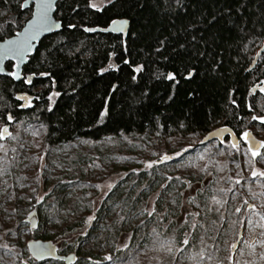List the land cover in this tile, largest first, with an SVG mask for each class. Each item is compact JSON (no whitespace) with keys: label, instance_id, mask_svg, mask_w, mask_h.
<instances>
[{"label":"trees","instance_id":"obj_1","mask_svg":"<svg viewBox=\"0 0 264 264\" xmlns=\"http://www.w3.org/2000/svg\"><path fill=\"white\" fill-rule=\"evenodd\" d=\"M24 1L8 0L5 4L0 0V12L7 13L0 17V41L14 36L30 18L31 7L23 10ZM86 4L87 0H58L56 20L62 25L71 21L78 28L69 32L63 27L59 33L41 40L23 68V80L32 76V84L23 83V80L14 82L9 77L0 76V124L3 127L10 125L6 123V117L11 114L14 118L12 124L34 128L40 132L44 149L73 143L79 139L104 141L109 137L120 138L126 135H156L160 138L192 136L201 140L207 133L221 127L231 128L236 137H240L245 131L254 135L264 134V124L251 120L252 115H264V108L261 107L264 95L250 92L255 84L264 80V0H120L115 7L109 5L99 13L87 8ZM73 8L76 9L75 12L72 11ZM111 19L129 20V30L124 39L130 56L126 58L146 65L143 80L139 84H132L127 76L130 69L121 62L120 58L125 53L117 35L82 31L83 27H108ZM7 20L13 21L10 30L5 23ZM17 21L21 25L19 28ZM193 36L195 40L192 39ZM59 40H63L68 46L65 52L75 47H80V52L70 59L64 56L54 60L49 56L48 60H44L46 49ZM160 40L166 43L161 53H156L155 48L159 46ZM181 43L185 45L183 49L178 47ZM113 52L115 55L110 56ZM164 57L168 59L165 60ZM109 64L119 70L109 71L103 77L95 75L96 69ZM5 69L11 71L12 64L6 63ZM189 70H194L195 75L190 80L184 79ZM167 71H175L177 74L179 83L175 84L174 89L169 87L172 82L156 80L153 75ZM41 72L52 75L42 77L39 75ZM51 80H55L54 86L50 83ZM110 83L119 84V89L109 103L110 115L101 121L98 114L103 110ZM145 83L149 86L148 97L141 96ZM56 91L61 95L54 97L53 111L49 112L47 108L50 102L47 96ZM170 94H173V99L167 101ZM16 96H27L32 106L20 107L25 101H17ZM133 97L141 102L130 106L127 102ZM233 100L235 103H232ZM249 105L252 106L251 112ZM181 122L184 127H180ZM202 146L198 144V147ZM217 147L225 162L234 161L229 145L217 143ZM173 161L175 160H170ZM158 164L156 166L160 167ZM230 171L226 168L227 181L230 180ZM142 175L143 173H138L139 185L144 182ZM162 176L161 171L155 172L152 178L153 189L159 183L162 184ZM120 183H126L125 179L118 184ZM175 184L176 181H168L162 192L166 196L171 195ZM249 186L251 184L247 182L246 187ZM61 189L57 190L55 197L42 200L38 206H43L37 209L38 206L32 208L29 198L14 196L16 203L12 204L17 206L18 216L16 213L14 226L7 230L6 235L10 238H15L16 235L17 240L9 242L11 252L7 255V249L0 247V257L3 260L16 258L19 261L24 259L27 264H64L55 260L37 262L29 255L22 230L26 228L25 214L31 211H36L39 218L38 231L33 232L32 239L52 242L61 255L76 254L79 258L76 264H96L100 261L98 252L92 250L95 245L100 244L98 240L108 238L106 233L110 237L114 235V231L106 232L107 226L110 229L120 224L119 231L126 227L124 233L131 232L130 242L125 249L117 248L114 251L112 261L99 264L124 262L143 244L139 243V235L144 234L145 228L143 224L139 227L134 224L137 223L136 214H143L142 211H133L136 200L131 199L129 194L115 195L114 189L108 198L99 206L96 205L94 211H86L83 216L74 211L69 217L64 212L65 202L59 195ZM177 189H184L183 184H178ZM4 195L0 189V199ZM180 195L181 192L172 195L167 208L165 196H161L156 202V211L162 213L165 208L164 212L167 211L168 215H154L150 220L165 223L169 217L192 219ZM173 200L175 203H172ZM207 202L206 200L202 204L204 207L201 210H206ZM93 214L96 219L89 227L85 220ZM228 217H222L225 219L223 225L234 224L230 222V215ZM55 221L61 222L58 226L60 229L56 231L50 228ZM242 224L244 228L252 226L247 224L246 219ZM155 233L156 231L151 234L153 238ZM201 233L200 226H197L192 231L191 243L187 248L193 245V239ZM208 233L205 236L216 243V249L221 247L220 243L223 245L219 237H212ZM0 238V246H3L4 239L2 236ZM146 238L153 239L151 236ZM247 253L245 251L243 255L245 260L249 255ZM3 260L0 264L4 263Z\"/></svg>","mask_w":264,"mask_h":264},{"label":"rangeland","instance_id":"obj_2","mask_svg":"<svg viewBox=\"0 0 264 264\" xmlns=\"http://www.w3.org/2000/svg\"><path fill=\"white\" fill-rule=\"evenodd\" d=\"M95 2L100 4L102 0H95ZM0 127L3 125L0 124ZM7 127L15 138L0 141V145L3 146L0 148V170H2L0 171V189L1 194H5L0 199V218H4V220H0V237L2 236L4 239L2 245L9 246V242L17 240L16 235L15 238L11 237L13 239L6 235L7 230L12 225L14 226L16 213L18 216L17 206H13L16 203V200H13L14 196L29 198V202L34 208L33 206H38L45 198L55 197L60 188H62V192L59 195L62 196L61 199L66 205L64 212L69 217L73 215L74 211H77L81 216L86 211H94L96 205L99 206L114 189L116 190L115 195L129 194L131 199L136 200L133 211L136 213L142 211L143 215L136 214L137 223L134 224L136 227L143 224L145 228L144 234L139 235V243L143 244L139 245L129 258L119 264H159L160 260H163V264H196L188 257L195 255L200 250H203L205 255L211 254L213 257L211 261L206 260L204 264H221V262L228 264L225 258L230 255L229 246L237 240L240 230H243L244 233L238 249L242 248L244 253L245 251H248L247 254L250 253L248 245L253 243L258 245L261 239L264 240V236L259 235L261 229L255 226L258 217L248 211L243 204V201L247 199L249 204L259 205L260 197H254L253 193L264 191V188L261 187L264 185V181L259 178L254 180L251 177L249 171L251 155L247 153V148L243 145L239 147L237 152L229 143H224L226 146H230V155L234 160L227 163L216 143L209 142L198 147L200 139L197 140L192 136L160 138L156 135H126L120 138L109 137L111 139L107 138L104 141L79 139L73 143L44 149L40 140V132L37 129L23 128L12 123ZM255 136L264 141L263 133L255 134ZM186 148L188 149L187 152L184 151ZM177 153L181 155L177 156ZM165 155L174 157L173 160L175 161L160 162V158ZM152 161H157L160 167L154 164L152 169H146V164ZM226 168L231 170L228 173L229 181L226 178ZM157 171H161L163 174L161 185L167 184L168 181H176L177 184L172 189L174 193L171 192V195L166 196L162 192L160 183L156 189H153L154 179L152 178ZM137 173H143L144 180H142L144 182L141 185L137 182ZM124 179L126 183L118 184ZM185 180L189 181L188 184L184 183ZM236 180H239L240 183L237 184ZM247 182L251 186L246 187ZM136 183L137 186H135ZM109 184L114 185L111 191L107 188ZM178 184H183L184 189L179 191L177 189ZM96 185H100L101 188L97 189ZM179 192H181L180 197L187 205L188 212L199 213L198 216L187 219L190 224L196 223L197 226H200L202 233L193 239V245L187 249L179 244V247L184 248V251L179 252L174 248L173 256L170 257L166 250L160 248V242L172 240L179 242L184 238L190 240L193 230L188 227V235L185 237L186 229L180 227L184 218L182 220L178 217L174 219L169 217L164 221L165 223H160L158 220H150L147 211L152 208L154 202L156 205L161 196H165L164 203L167 208L172 195H178ZM158 193L159 199H157ZM162 193L163 195H161ZM213 196L222 201H227L220 207L219 212L215 210L218 206L214 204ZM193 197L195 198L194 202L189 203L190 198ZM205 199L208 204L205 205L206 210L203 211L201 208L204 207L202 204L206 201ZM41 206L43 204L36 209L41 208ZM238 206L243 209L240 213L235 212V208ZM208 208H212L213 211L208 212ZM258 211L264 213V208H258ZM27 214H25L24 219ZM229 215L230 222L234 224L223 225L225 219L222 217L229 218ZM113 216L115 217L116 214ZM249 218L253 220L254 224L244 228L242 222ZM36 219L39 223L38 216ZM169 220H174V222L169 224ZM60 223L58 221L53 222L54 225L50 226V228L52 227L51 230L60 229L58 227ZM221 224L223 227L220 226ZM119 225H116L115 228L112 226L113 228L110 229L106 225V232L114 231V235L110 237V234L106 233L108 238L103 241L98 240L100 244L94 246L92 252H98V259L100 260L98 262H109L104 259L105 256H111L117 248L125 249L128 246L131 232L124 233L126 227L119 231L121 228ZM153 225L156 230L155 238L151 235L154 233ZM37 231L38 227L34 233ZM22 232L27 245L29 241L33 240L32 235L34 234L30 232L29 223H26V228ZM207 232L212 237H219L223 245L220 243L221 247L216 249L214 246L216 243L205 236ZM150 236L153 238L152 240L146 238ZM201 237L203 243H201ZM114 239L116 240L115 243ZM245 240L247 243L244 242ZM260 251L264 252V249L258 247L256 252L260 253ZM247 256L249 261L264 264V261H259L257 256L250 254ZM244 258L239 252L234 255V259L241 262L245 261ZM77 259L79 260V258ZM16 260V258L14 260L13 258H5L3 261L5 264H27L24 259L17 260V263Z\"/></svg>","mask_w":264,"mask_h":264},{"label":"snow or ice","instance_id":"obj_3","mask_svg":"<svg viewBox=\"0 0 264 264\" xmlns=\"http://www.w3.org/2000/svg\"><path fill=\"white\" fill-rule=\"evenodd\" d=\"M119 2H120V0H102V3L98 4L97 2H95V0H87L86 7L94 10L97 13H99V12H102L104 10V8L108 7L109 5L115 7ZM3 3L7 4L8 0H3ZM51 11H53V0H35V11L30 12V18L24 22L26 24V27H23L22 31L17 30L15 32L14 37L4 39L3 44L0 45V60L10 59V58L23 60L24 57L32 51L33 42L42 33L60 31L63 27H66L69 30V32H71L72 30H76L78 28V25L72 23L71 21H69V23L67 25H62L61 23L54 22L52 17L49 15V13ZM72 11L75 12L76 9L73 8ZM6 15H7L6 12H0V17L6 16ZM5 23L9 26V30H10L13 21L7 20ZM16 23H17V26L19 28L21 25L19 24L18 21ZM128 25H129L128 19H111L110 20V26H108V27H103V28L83 27L82 31L84 33H96V32L116 33L118 36V39L120 40L121 48H122L123 52L125 53V55L121 56V58H120L121 62H122V64L127 65L128 68L130 69V71L127 73V76H128V78L132 84H139L143 80L142 74L145 73L146 65L144 63H137L134 60L126 58L127 56H130L127 41L124 39L125 29L127 28ZM0 27H2V25H0ZM5 34H7V33H5ZM61 34L63 35V33H61ZM0 38H2V37H0ZM192 39L195 40L196 39L195 36H193ZM80 43H81V45H83V41H81ZM165 43L166 42L164 40H160L158 42L159 46H157L155 48V52L161 53L162 48L164 47ZM58 45H60V46L58 47ZM67 47L68 46L64 44L63 40H59V41H57V43L53 44L50 48L46 49L47 54L44 55L43 59L48 60L49 56H51L54 60L61 59L64 56H67L70 59L71 57L75 56L77 53L80 52V47H75L74 49L69 48V50L67 52H65V48H67ZM113 47H115V46H113ZM178 47L183 49L185 47V45L183 43H181L178 45ZM109 55L114 56L115 52L110 53ZM164 59L167 60L168 58L164 57ZM49 66H51V61L49 62ZM9 67H11V65ZM15 67H16V69H19V64H16ZM118 70H119L118 68H114L113 65L109 64L107 67L100 66L98 69H96L95 75L103 77L105 75V73H107L109 71H118ZM8 75H10L13 79H21V77L17 75L16 71H10L8 73ZM33 75H35V74H33ZM39 75L42 77H51L52 74L49 72H41ZM153 75L155 76L156 80L163 79V80H167V81L172 82V84H170L169 87L173 88V89L175 87V84L179 83V80L177 78V74L175 71L160 72L159 74L154 73ZM194 75H195V71L189 70L187 72V75H185L183 78L190 80V79H192V77ZM23 83L32 84V76L25 78L23 80ZM50 83L54 86L55 80H51ZM260 84L264 85V80H261ZM118 89H119V84L110 83L108 85V90L106 93V99L104 100V103H103V110L98 114L99 120L102 121L105 119V117L110 115L109 103L112 100L113 95L118 92ZM259 92L262 95H264V87H260ZM173 94L168 95L167 101H171L173 99ZM60 95H61V93L56 91V92H51L47 96V99L50 102V104L47 108V111H49V112L53 111L52 104L55 103L54 97H59ZM141 96L142 97H148L149 96V86L147 83H145V86L141 89ZM15 99L17 101H20V100L25 101V104L20 105V107H31L32 106L31 101L28 99L27 96H16ZM140 102L141 101L138 98L133 97V98H130L127 103L130 106H134L135 104L140 103ZM232 103H235V101L233 100ZM261 107L264 108V104H262ZM130 110H132V107H130ZM73 111H75V109H73ZM249 111L250 112L252 111L251 105H249ZM13 119H14L13 116L11 114H8L6 117V123L11 124L13 122ZM251 120L252 121L258 120L261 124H264V115H259V116L258 115H252ZM180 127H184L183 122H181ZM249 137H250V133L247 131L243 132L242 135L240 136V139L243 140V142L248 145L247 153H250V155H251V162L249 164L250 175L254 180L259 178L260 180L264 181V152L261 151V149H264V143H261L257 146L256 144L250 142ZM14 138L15 137L9 131V128L7 126L0 127V140L14 139ZM109 139H111V138H109ZM201 143H203V141H201ZM221 143H223V141H221ZM2 147L3 146L0 145V148H2ZM231 147L236 149L238 152L240 145L237 143H233L231 145ZM184 151L187 152L188 149L186 148V149H184ZM153 154L155 155V153H153ZM5 155H7V153H5ZM179 155H181V154L177 153V156H179ZM173 158L174 157L165 155V156L160 158V162H167L168 160H171ZM40 159H43V157H40ZM156 163H157V161L149 162L146 164L145 167H146V169H152L154 164H156ZM0 171H2V170H0ZM149 174H151V173H149ZM169 179H171V177H169ZM177 179H179V177H177ZM236 183L239 184L240 181L236 180ZM95 187L97 189L101 188L100 185H96ZM113 187H114V185H111V184L107 185V188L109 191H111ZM165 187H166V185H161V189H163ZM261 187L264 188V185H261ZM33 191H35V190H33ZM221 191H223V189H221ZM253 196L254 197H257V196L260 197L259 205L255 204V203L249 204V201L247 199L243 201V204L248 211H250L252 214H254L258 217V221L255 222V226L259 227L261 229L259 235L264 236V213H261L258 211V208H264V191H261L259 193H253ZM157 199H159V193L157 194ZM194 200H195L194 197L190 198L189 203H193ZM212 200H213L214 204L218 206L215 209L217 212H219L220 207H222L223 204L227 203V201H222L220 199H217L215 196L212 197ZM172 203H175V201L173 200ZM197 207H199V205H197ZM242 210L243 209L239 206L235 208L236 213H240ZM207 211L212 212L213 209L208 208ZM147 215L149 217H152L154 215L157 217H160V216H167L168 213H167V211H165L163 213H157L156 205L154 202L152 205V208L147 211ZM189 215L195 217V216H198L199 213H195V214L189 213ZM95 219H96V216H95V214H93V215L89 216L87 218V220H85V223L89 227H91L92 221H94ZM171 223H172V221L169 220V224H171ZM213 223H216V222L213 221ZM247 224L253 225L254 222L251 218H249L247 220ZM180 227L185 228V229L190 227L193 231H195V229L197 228V224L196 223L190 224L187 217H186L185 220L183 221V223L180 225ZM155 231L156 230L153 229V232H155ZM184 235H185V237H187V235H188L187 230H185ZM244 242L247 243L246 240ZM190 243H191L190 240L187 238H184L183 240H181L179 242H177L175 240H172L170 242L162 241V242H160V248L166 250L168 256L171 257V256H173V249L174 248L176 251L183 252L184 248H187L190 245ZM201 243H203L202 237H201ZM238 243H240L239 240L237 242L232 243L229 246L230 255L225 258L228 261V264H257L256 261L245 260V261L241 262L239 260L234 259V255L237 252H239V254L241 256L244 255V250L242 248H240V249L237 248ZM179 244H182L184 246V248H180ZM257 246L261 249H264V240H260L258 245L256 243L248 245V247L250 249L249 254L252 256H257L259 261H264V252L257 253L256 252ZM0 247H4L7 249V252L5 253L6 255L11 252V249L8 248L7 245H3ZM29 247H32V246L29 245ZM48 254H50L49 251L43 249V247L41 246L40 250L36 251L34 253V258L35 259H42ZM212 258L213 257L211 256V254L205 255V252L203 250L197 251L195 255H191L188 257L189 260L195 261L196 264H204V262L206 260L211 261ZM104 259L108 260V261H112L113 257L109 255V256H105ZM173 259H175V258L173 257ZM2 260H3V258L0 257V261H2ZM96 264H99V262H96ZM159 264H163V260H160ZM221 264H222V262H221Z\"/></svg>","mask_w":264,"mask_h":264},{"label":"water","instance_id":"obj_4","mask_svg":"<svg viewBox=\"0 0 264 264\" xmlns=\"http://www.w3.org/2000/svg\"><path fill=\"white\" fill-rule=\"evenodd\" d=\"M57 2L58 0H53V11H51L49 13V15L52 17L54 22H58L61 23L60 21L56 20L55 18V12H56V6H57ZM29 7H31V12L35 11V0H25L22 4V9H28ZM110 26V25H109ZM23 27H26V24H24ZM23 27L21 28V31L23 30ZM129 30V25L127 26V28L125 29V35L124 38L126 37L127 33ZM61 31V30H60ZM60 31H54V32H47V33H42L34 42H33V49L32 51L27 54L23 60H19V59H14V58H10V59H4V60H0V76H5V77H9L11 78L14 82H20L23 80L24 76H23V68L24 66L28 63L29 58L35 53L37 47L39 46V43L41 42V40L49 35L52 34H56L59 33ZM96 33H106V34H114L117 35L116 33H112V32H96ZM14 37V36H12ZM10 37V38H12ZM8 39V38H7ZM3 44V41H0V45ZM6 63H11L12 64V69L11 71H16L17 75L21 77V79H13L10 75H8V73L10 71H6L5 69V65ZM19 64V69H16L15 65ZM260 87H264V85L261 84H255L251 89L250 92L252 94H255L257 92H259V88ZM250 133V142L256 144L257 146L261 143H264L263 140L258 139L253 133ZM229 138V142L232 145L233 143H237L240 145V143L244 144L246 146V148H248V145L245 144L243 142V140L239 138H237L234 134V132L232 131L231 128L229 127H221V128H217L209 133H207L199 142V145H205L208 144L211 141H218L220 144L221 141H224L225 138ZM201 141H203V143H201ZM263 149H261L262 151ZM250 154V153H249ZM188 180H185V184H188ZM26 223H29V228L31 233H33L37 227H38V221L36 219V211H31L30 213L27 214L25 220ZM241 241L242 240V231L239 232L238 237H237V241ZM29 245H31L32 247H29ZM43 247V249L48 250L50 254L46 255L44 258L42 259H35L34 258V253L36 251L40 250V247ZM239 246V243L237 244V248ZM27 250L29 255L37 262H42V261H46V260H55V261H60L63 262L64 264H75L77 257L76 254L71 253L68 255H61L58 253V249L57 247L50 241H42V240H31L27 243Z\"/></svg>","mask_w":264,"mask_h":264},{"label":"flooded vegetation","instance_id":"obj_5","mask_svg":"<svg viewBox=\"0 0 264 264\" xmlns=\"http://www.w3.org/2000/svg\"><path fill=\"white\" fill-rule=\"evenodd\" d=\"M202 138H203V137H202ZM237 138H239V137H237ZM225 142H227V143L230 144V142H229V138H228V137L224 139V141H223L222 144H224ZM210 143H216V144H217V143H219V142L215 140V141H211ZM230 145H231V144H230ZM241 145H244V144L240 143V146H241ZM245 147H246V146H245ZM240 231H242V239H243V233H244V232H243V230H240ZM240 231H239V232H240ZM241 241H242V240H241ZM241 241H240V242H241Z\"/></svg>","mask_w":264,"mask_h":264}]
</instances>
